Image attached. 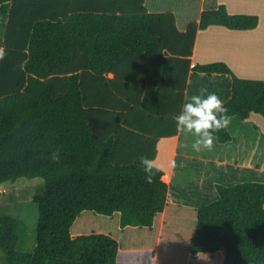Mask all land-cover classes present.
<instances>
[{
	"label": "trees",
	"instance_id": "16d2710c",
	"mask_svg": "<svg viewBox=\"0 0 264 264\" xmlns=\"http://www.w3.org/2000/svg\"><path fill=\"white\" fill-rule=\"evenodd\" d=\"M147 1L0 0V186L46 183L31 251L21 221L1 216L3 264H264V183L218 185L194 208L169 202L171 177L154 169L149 184L139 162L179 135L192 74L231 75L228 115L264 118V80L193 63L199 31L253 30L259 17L221 5L181 31Z\"/></svg>",
	"mask_w": 264,
	"mask_h": 264
},
{
	"label": "crops",
	"instance_id": "0c3cea01",
	"mask_svg": "<svg viewBox=\"0 0 264 264\" xmlns=\"http://www.w3.org/2000/svg\"><path fill=\"white\" fill-rule=\"evenodd\" d=\"M179 5L180 13L184 15L180 24L177 13H173L176 15L177 25L181 31L186 29L190 21L199 20L203 11L217 9L221 5H225L229 13L233 15L258 16L259 25L253 30L236 31L225 27L212 26L206 30L199 31L196 37L193 63L210 64L224 62L231 68L232 74L238 78L264 80V0H216V3H212L209 0H179ZM146 6L153 13L166 10L168 7L165 0H148ZM207 6L211 7L208 8ZM195 75H198V79H201V82L198 81L199 83L206 85L209 93H215L226 103L231 95V84L233 81L231 75L215 74L209 76L204 73ZM205 77L207 78L205 79ZM191 79L190 76L186 102H188L189 90L191 89ZM213 79L216 82L210 83ZM224 79H227L226 84H228L229 94L222 96L219 87L223 85ZM259 117L260 115L253 114L249 119L243 121L248 127V129L245 127L246 130H244L246 133L243 143L233 137L232 142L219 144L211 157H203L202 160L212 164L213 168L222 171L224 176L231 177L233 180L240 177L243 172L249 171L254 174L257 180L254 183H264L262 181L264 179V148L261 150L260 159L257 157L260 146L264 143V120ZM251 130H254V132H251ZM254 134H256L255 137L248 136ZM186 136L188 137V134L179 133L177 137L166 139H175L174 157L179 155L178 148ZM251 139H255V141L251 142ZM185 157L197 159L192 155H186ZM176 172L177 165L175 167L172 166L169 173H167L171 177V188L168 193L169 202L192 207L196 199L207 196L215 198L218 195L217 186L219 184L212 183V185L208 186L206 183H201L194 194H190L189 197L181 196L176 189L172 188Z\"/></svg>",
	"mask_w": 264,
	"mask_h": 264
},
{
	"label": "rangeland",
	"instance_id": "374dc122",
	"mask_svg": "<svg viewBox=\"0 0 264 264\" xmlns=\"http://www.w3.org/2000/svg\"><path fill=\"white\" fill-rule=\"evenodd\" d=\"M168 7L166 10H161L160 12L172 11L176 12L179 18V24L182 22V15L179 5V0H165ZM212 3H216V0H209ZM179 7V8H178ZM210 8L211 6H207ZM4 21V17L0 14V38L2 35L1 24ZM191 89L189 90L188 100L192 95L198 94V90L201 87H205L198 79V75H191ZM207 77H205L206 79ZM225 78V77H224ZM227 79H224L223 85L219 87L221 90V95L225 96L229 94L227 89L228 84H226ZM199 81V82H198ZM216 82L212 80L210 83ZM215 87V86H214ZM259 116V115H258ZM264 120L263 117H259ZM248 129L246 124L240 119L233 117L231 118V123L228 126V130L233 137L237 139L240 143H243L245 137V129ZM254 132V130H251ZM255 137L254 135H248ZM193 137L188 134V137L183 140L182 144L178 148V156L174 157V145L175 139L162 141L158 145L159 155L157 161L155 162L156 167L165 173H169L172 167V162L175 161L177 165V172L174 176L172 188L176 189L178 193L183 197H189L190 194H194L197 191L201 183H206L208 186L212 183H216L223 186L237 185L240 183H250L257 181L252 172H243L240 177L233 180L231 177H226L223 175L222 171L213 168L212 164L202 160L203 157H211L213 152L216 151V147L219 145L217 139L214 142V147L211 151L204 150L202 152H195L191 148L193 142ZM254 142L255 139H251ZM187 144L188 147H182V145ZM264 148V143L260 146V151L258 152V159H260L261 150ZM186 155H192L197 159L191 157H185ZM214 171V174H213ZM264 181V179L262 180ZM263 183V182H262ZM45 181L41 178H36L33 180L29 179H19L15 184L6 183L0 186V218L4 214L13 215L21 221L20 233L21 241L19 247L24 250L31 251L35 246V235L36 226L38 221V207L34 203L33 199L38 190L42 189L45 185ZM218 199V195L215 198L210 196L196 199L192 204L194 208H200L203 205H208L213 201ZM5 256L0 252V264H3Z\"/></svg>",
	"mask_w": 264,
	"mask_h": 264
},
{
	"label": "clouds",
	"instance_id": "9594fccd",
	"mask_svg": "<svg viewBox=\"0 0 264 264\" xmlns=\"http://www.w3.org/2000/svg\"><path fill=\"white\" fill-rule=\"evenodd\" d=\"M6 55L5 48L0 47V60ZM23 68V65H21ZM224 101L215 93H209L207 88L201 87L198 94L192 95L188 102L184 103L178 115L173 117L176 130L182 134H191L194 138L191 144L193 151L199 153L204 150L211 151L216 140V133L226 130L231 123L228 109L224 106ZM182 147H188L187 144ZM51 159L59 162L60 153L53 152ZM140 165L145 173L146 182L151 184L155 175L156 167L154 159L146 155L139 157ZM175 167V161L172 162Z\"/></svg>",
	"mask_w": 264,
	"mask_h": 264
}]
</instances>
